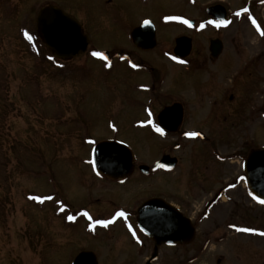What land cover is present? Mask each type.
<instances>
[{"label": "rangeland", "instance_id": "obj_1", "mask_svg": "<svg viewBox=\"0 0 264 264\" xmlns=\"http://www.w3.org/2000/svg\"><path fill=\"white\" fill-rule=\"evenodd\" d=\"M219 1L196 0L192 7L191 0H155L134 11L124 6L131 12L122 6L119 12L118 0L110 4L96 0H0V264H71L87 250L94 251L98 264H132L134 254L120 246L124 227L97 228L88 216L107 217L117 208L138 209L147 199L160 195L188 205L189 195H193L190 192L198 185L191 156L197 144L184 140L182 150L175 153L181 165L172 174H144L140 167H152L172 145L167 141L172 134L156 131L157 116L167 103L185 101L182 130L190 131L205 119L204 113L194 109L208 108L209 98H213L197 96L186 65L172 63L174 40L190 32L187 24L168 17L195 20L211 31L223 29L213 32L222 36L229 49L230 41L241 43L244 56H252L264 44L253 28L264 26L263 1L252 11L254 15L250 12L236 17L229 12V23L222 28L210 23L204 11L207 3ZM228 3L234 12L244 2ZM50 5L63 9L84 27L89 37L84 52L62 59L41 46L37 20L40 10ZM145 17L157 28L162 49L139 53L129 34ZM253 19H257L256 24ZM204 35L201 45L208 39V34ZM168 48L171 63L165 62L163 54ZM94 51H108L112 59L118 53L124 57L134 51L146 62L129 64L114 59L109 66L108 61L93 56ZM192 115L197 119H191ZM106 141L125 144L134 153V170L124 187L115 188L108 178L99 179L94 172V148ZM256 143L264 145V139ZM231 195L233 200L239 199L238 194ZM241 195L243 201L250 200L246 186ZM206 197L200 193L198 201ZM63 204L74 207L71 212L78 217L76 223H65L71 212ZM257 206V233L239 236V232L225 231V241L217 243L214 237L211 252L196 258L194 264H216L218 259H223V264H261L264 247L258 250L257 246L264 245L258 234L264 231V204ZM85 210L93 214L86 216ZM220 216L217 212L209 222L201 223L198 233L212 230V223ZM182 255L180 264H192Z\"/></svg>", "mask_w": 264, "mask_h": 264}, {"label": "flooded vegetation", "instance_id": "obj_2", "mask_svg": "<svg viewBox=\"0 0 264 264\" xmlns=\"http://www.w3.org/2000/svg\"><path fill=\"white\" fill-rule=\"evenodd\" d=\"M102 1L108 4L113 2V0H96L98 3ZM122 1H124V3H121V0H118L116 5V9L119 12L122 6L123 8L125 6L126 8H130L134 11L142 5L153 3L155 0ZM195 1L196 0H191L189 5L194 7ZM236 1L244 3L236 8L234 12L228 9V6L232 5V3H228V0H220L216 3L209 2L205 5L206 7L204 8V11L206 15L210 16L208 19L213 21L215 17L209 13V9L216 6H223L227 12L226 16L228 20L229 12L233 16L235 15L236 17H239L243 14L248 15L250 12V14H253L252 11L255 8H258L259 1H263L264 6V0ZM170 2L172 3V1ZM99 7L102 6L99 5ZM61 10L64 11L63 9ZM131 10L126 9V12H131ZM237 13L240 14L237 15ZM68 15L70 16V14ZM179 20L184 23L183 19ZM141 21H151V18L145 17L142 18ZM192 22L193 23L187 24L190 35H181L189 39L190 44L188 54L185 57H178L175 54L176 41L179 39L178 37L174 40L172 54L169 48L163 50V54L166 56L165 62L170 61L169 57L167 58V55L171 54L173 60L172 63L174 65H186L184 68H186V72L188 71L189 73V81L192 80L195 83V85H193L194 88L192 87L191 89L198 91L197 96L202 94L203 96H213V98H209L208 108L198 107L194 109V112L196 113H204L203 118L205 119L198 122V127L190 131L182 130L186 121L185 107L183 104L185 101L182 102L179 100H173L171 103H167V105L159 111L160 114L165 109L175 106V113H179V110L183 113L181 123H179L180 125L177 124L178 122L174 121L176 122L175 127L178 126L175 132H163V134H166L167 136L172 134L173 137H171L170 140L169 137L167 139V141L172 142V145L163 150L161 158L156 162L157 164L167 157L169 159H176V165L173 169H171L168 167L169 164L163 163L157 169L150 170L149 172L152 171L153 173L155 172L161 176L172 174L178 166L181 165L182 160L180 156H176L175 153L182 150L184 140H190L195 145L197 144L198 146H201H194L197 148V151L195 152V155H191L193 158V171H191L195 181L198 180V185L194 187L192 192H190L193 193V195H189L191 198L187 201L188 205L184 207L183 204L170 200L164 197V195L154 197L161 200V202H158L156 213H159L164 208L166 210L173 211L168 208L166 204L177 209V211H179L185 219L189 220L190 223H187V228L188 230L191 228L194 234L192 239H189L188 236L184 235L185 237L183 236V240H175L170 243L157 245L155 240L146 235L139 225V209L149 199L142 203L138 209L136 208L133 210L127 208H117L110 214V216L107 217H95L93 215L90 223L94 224L95 221H97L95 218L110 221L107 227L101 224L94 225L97 228L102 226V229H107L116 225H122L124 227V234L121 242L122 244L120 243V246L125 245V247H128L134 254L136 259H130V261L133 262L132 264H171V260L173 261L172 264H180V253L183 254V258L188 256L189 259L187 261L194 264L196 262V258L206 257L207 254L211 252L212 239L214 237L217 243H223V241H225L226 237L224 235L222 236V233L226 235L225 231H230L232 234L234 231L239 232L237 233L239 236H242L243 233L248 236H253L257 233L256 231L243 232L239 229H255L257 228L255 225L259 223V218L257 217V204L260 203L254 199L247 187L245 162L252 152L260 148H264V145H258L256 143L264 139V44H260L252 56H244V51L242 50L243 48L239 46L241 43H238L236 40L230 41L232 47L229 49L226 47L224 41L221 40L222 36L214 33H219L223 29L219 32L217 29H214L213 32L206 24H201L195 20ZM201 25H203V27H201ZM259 26V29L257 26L253 27L255 29L256 36L260 39H264V35H261V31H264V26H262V24H259ZM135 28L130 30L129 37L137 52L149 53L151 51H155L156 49H162L159 44L160 34L156 27H154L156 45L152 49H144L135 42L132 37V32ZM220 28H222V26H220ZM204 33L208 34V39L201 45L200 42L205 37V35L202 36ZM197 37L201 38V40H197ZM103 52H106L109 55L108 62H112L114 59H119V61L125 60L129 64H143L146 62V60H143L142 57L139 58V56H135L137 53H134V51L132 53L126 52L124 57H121L119 55L121 53H118L113 59V55L111 56L108 51ZM232 72L233 74H231ZM208 75L209 78L206 79ZM196 98L197 97H195V100L197 101ZM191 119H197V117L192 115ZM157 124H159L158 120ZM188 132H198L200 135L196 137H189L185 135ZM164 137L165 136L163 135V138ZM248 139H250V141ZM94 172L98 175L97 177L99 179L100 177L101 179L108 178L110 182L114 183L115 188L124 187L126 182L129 180V177L121 178L115 177L114 175H103L96 170ZM245 186L250 200L243 201L241 191L245 188ZM200 193L207 195L205 200L201 203L198 201ZM232 193L238 194L237 197L239 199L233 200L231 195ZM64 206L69 210V212L74 211V207L70 204L68 206ZM85 211L88 214L92 213L89 210ZM118 212L125 213V216H117ZM217 212L220 213L221 216L215 218V222L212 223V225H214L213 229H215H210L205 231L203 234H199V225L201 223L205 224L209 222L211 218L217 214ZM70 214L72 216V212ZM67 217H65L64 220H66ZM73 217H75L74 220H66L65 223L67 225L76 223L78 217ZM163 218L162 214L157 219ZM218 223H220V225ZM222 226L224 231H222ZM261 229L264 230V226H261ZM110 233L109 235L113 236L114 232L111 231ZM258 234L260 235V233ZM260 236L264 238V235ZM252 239L256 240L255 238ZM257 247L258 250H262L261 247H264V245ZM83 252L94 253V251L87 250L81 251L79 254ZM153 257L156 258L154 261L149 263ZM259 258H261V264H264V254H260ZM223 261V259H218L216 260V264H223ZM121 264H123V262Z\"/></svg>", "mask_w": 264, "mask_h": 264}, {"label": "water", "instance_id": "obj_3", "mask_svg": "<svg viewBox=\"0 0 264 264\" xmlns=\"http://www.w3.org/2000/svg\"><path fill=\"white\" fill-rule=\"evenodd\" d=\"M209 13L218 21L226 19V11L222 6L209 9ZM38 32L45 45L59 58H71L84 52L88 47V38L83 34L81 25L63 11L55 7L41 10L38 16ZM155 30L151 23H144L132 32L135 42L144 49H152L156 45ZM189 39L181 37L176 41L175 54L185 57L189 51ZM215 44V43H214ZM176 107H169L158 115L159 126L169 132H175L182 120V111L175 113ZM176 114V115H175ZM176 116V117H175ZM176 121V122H174ZM93 161L97 170L103 174L115 177H127L134 170V155L131 149L116 141H106L96 145L93 152ZM163 163L169 164L171 169L176 165V159L165 157L155 164L157 169ZM149 167L142 165L141 172L147 174ZM247 185L254 196L264 199V148L251 153L245 164ZM160 199L153 198L146 201L139 209L140 227L144 233L152 237L157 245L183 240V236L193 237V230H188L189 220L185 219L177 209L166 206L156 213ZM163 214V219H157ZM171 217V218H168ZM185 237V236H184ZM153 257L149 263L154 261ZM73 264H98L93 252H83L74 260Z\"/></svg>", "mask_w": 264, "mask_h": 264}, {"label": "snow or ice", "instance_id": "obj_4", "mask_svg": "<svg viewBox=\"0 0 264 264\" xmlns=\"http://www.w3.org/2000/svg\"><path fill=\"white\" fill-rule=\"evenodd\" d=\"M245 11H246V10H245ZM239 14H240V13H237V15H239ZM167 19H180V17H168ZM183 22H184L185 24H190V21H188V20H184ZM252 22H253V24H256L255 19H253ZM145 23H150V22H149V21H145ZM210 23L215 24L217 27H219V26H221V25H227V24L229 23V21H226V20L215 21V20H213V21H210ZM256 26H257V28L259 29L260 26H259L258 24H256ZM201 27H203V25H201ZM24 35H25L29 40L32 39L31 35H29L27 32H25ZM261 35H264V31H261ZM92 55L95 56V57L102 58V59L105 60V61H108V56L105 55L103 52L94 51V52L92 53ZM174 59H175V57H174ZM109 66H110V61H109ZM133 67H136V65H133ZM156 131H157V132H160L161 134H163L164 129H163V128H160V127L157 126V127H156ZM185 135H187V136H189V137H196V136H199L200 133H198V132H188V133H186ZM49 198H50V197H49ZM33 199L41 200V202H43L42 198H40V197H33ZM254 199L258 200L259 203L264 204V199H261L259 196H254ZM84 215L88 216V213H84ZM117 216H121V217H123V216H125V213H123V212H118V213H117ZM88 218H89L90 220L92 219L91 216H88ZM68 219H69V220H74L75 217H73V216H69ZM109 223H110V221H107V220H97V221H95V224H101V225H103V226H105V227H107ZM93 226H94V225H93ZM130 227H131V226H130ZM234 227H235V226H234ZM239 230H240V231H243V232H254V231H255V229H252V228H243V229H239ZM133 234H135V233H133ZM260 235H264V232H261Z\"/></svg>", "mask_w": 264, "mask_h": 264}, {"label": "bare ground", "instance_id": "obj_5", "mask_svg": "<svg viewBox=\"0 0 264 264\" xmlns=\"http://www.w3.org/2000/svg\"><path fill=\"white\" fill-rule=\"evenodd\" d=\"M127 183V182H126Z\"/></svg>", "mask_w": 264, "mask_h": 264}]
</instances>
